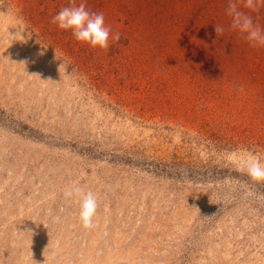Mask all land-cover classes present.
<instances>
[{"label":"rangeland","instance_id":"1","mask_svg":"<svg viewBox=\"0 0 264 264\" xmlns=\"http://www.w3.org/2000/svg\"><path fill=\"white\" fill-rule=\"evenodd\" d=\"M81 2L108 49L53 21ZM226 7L0 0V264H264L246 172L264 160V48ZM249 14L264 25V0ZM75 188L97 197L90 227Z\"/></svg>","mask_w":264,"mask_h":264},{"label":"clouds","instance_id":"2","mask_svg":"<svg viewBox=\"0 0 264 264\" xmlns=\"http://www.w3.org/2000/svg\"><path fill=\"white\" fill-rule=\"evenodd\" d=\"M261 0H227L226 15L230 18V30L237 31L255 48H264V25L256 22L250 11H255ZM243 5V8L241 7ZM247 9L249 11H245ZM53 21L62 30H70L73 37L93 48L108 49L110 47L111 29L105 23L102 12H90L85 4L62 8ZM216 33L225 31L223 25H215ZM112 40L119 41L120 33L112 35ZM247 175L254 181H264V160L252 156L246 161ZM79 197V218L85 227H90L97 212V197L91 191L74 189ZM71 194V193H70Z\"/></svg>","mask_w":264,"mask_h":264}]
</instances>
